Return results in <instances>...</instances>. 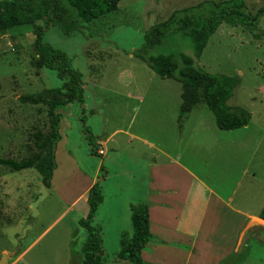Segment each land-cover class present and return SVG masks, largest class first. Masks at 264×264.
Segmentation results:
<instances>
[{
	"label": "rangeland",
	"instance_id": "374dc122",
	"mask_svg": "<svg viewBox=\"0 0 264 264\" xmlns=\"http://www.w3.org/2000/svg\"><path fill=\"white\" fill-rule=\"evenodd\" d=\"M204 1L195 14L209 15L215 10L213 3L223 0H120L116 11L83 23L82 30L70 36L58 26L45 31L43 41L65 52L80 73L84 103L74 102L60 111L63 141L56 145L57 167L35 218L30 203L39 193L42 176L35 168L15 171L0 163V255L13 259L38 239L31 254L37 264H74L73 255L79 258L75 264H81L78 254L86 230L78 222L87 213L83 196L93 181L103 193L92 221L102 235V264H132L116 256L120 235L132 236L131 205L146 201L147 165L155 151L151 146L175 142L177 90H181L179 82L161 78L134 52L152 25L175 10ZM244 2L250 15L264 6V0ZM67 11L68 24L72 14ZM37 26L44 22L0 33V159L19 162L47 152L48 105L22 103L20 96L62 99L48 88L60 87L64 81L54 70L38 65ZM178 52L193 56V44L186 36L169 33L147 56ZM195 63L210 73L238 76L227 104L244 107L251 119L242 128L220 130L207 105H197L180 138L181 161L210 180L222 176L229 182L244 168L257 171L264 180V17L253 32L222 23ZM89 139L96 154L91 153ZM72 233L76 237L71 247ZM31 256L18 264H29ZM245 264H264V248L254 245Z\"/></svg>",
	"mask_w": 264,
	"mask_h": 264
},
{
	"label": "trees",
	"instance_id": "16d2710c",
	"mask_svg": "<svg viewBox=\"0 0 264 264\" xmlns=\"http://www.w3.org/2000/svg\"><path fill=\"white\" fill-rule=\"evenodd\" d=\"M119 1L5 0L0 2V33L11 27L35 25L39 20L44 22L43 27H36L34 41L38 65L40 68L54 70L57 77L64 81L60 87L48 88L49 91L59 93L62 99L45 100L31 94L19 97L22 103L32 105L45 103L48 105L51 134L46 138L49 143L46 154L41 158L38 156L36 159H24L19 162L12 159H0L1 164L15 171L35 168L42 176L41 182L47 189L51 186V179L57 167L55 150L61 139L59 132L60 111L65 110L74 102L82 105L84 94L80 73L72 67L65 52L43 41L44 33L50 26H58L63 34L70 36L74 32L81 31L83 23L116 11ZM244 1L215 2L213 3L215 10L209 15L194 13L205 1L195 6L175 10L165 21L152 25L145 32L144 42L134 52V55L145 62L161 78H170L181 83L180 117L189 112L193 105L203 102L212 112L215 124L221 130L238 129L249 123L251 114L244 107H231L227 104L239 82L238 76L210 73L195 63V60L201 57L210 37L222 23L232 27L240 26L250 32L254 31L259 19L264 17V6L260 7L254 15H250L246 11ZM67 10H70L72 14V20L68 24ZM169 33L188 37L193 44V56L183 52L147 56L148 50L159 44L161 39ZM84 133L90 135L86 128H84ZM88 142L91 145V153L96 154V146L90 139ZM86 199L87 214L78 222L79 226L86 230V239L78 255L81 264H102L104 258L102 235L100 229L92 225L97 208L103 202V193L98 182L89 188ZM147 210L148 204L145 202L131 205L133 234L130 238L124 233L120 235V249L116 254L118 259L132 264H145L141 257V250L153 239V235L149 231ZM259 217L264 219V206ZM75 237V233H72L71 247ZM75 259L79 260L78 256L73 255L74 264Z\"/></svg>",
	"mask_w": 264,
	"mask_h": 264
},
{
	"label": "crops",
	"instance_id": "0c3cea01",
	"mask_svg": "<svg viewBox=\"0 0 264 264\" xmlns=\"http://www.w3.org/2000/svg\"><path fill=\"white\" fill-rule=\"evenodd\" d=\"M177 96L175 142L151 146L155 151L147 165L150 177L145 203L153 239L141 250V257L145 264H245L254 245L264 248V219L259 217L264 206V180L247 168L229 182L222 181V176L210 180L181 161L180 138L186 132L185 124L203 102L180 117L181 90ZM62 141L61 135L57 145ZM56 152L57 146L55 159ZM92 184L90 181L86 191ZM38 241L29 243L13 259L7 255L5 264H18L31 256ZM28 259L29 264H37L34 256Z\"/></svg>",
	"mask_w": 264,
	"mask_h": 264
},
{
	"label": "water",
	"instance_id": "95a60500",
	"mask_svg": "<svg viewBox=\"0 0 264 264\" xmlns=\"http://www.w3.org/2000/svg\"><path fill=\"white\" fill-rule=\"evenodd\" d=\"M47 194L48 193H47L46 186L44 185V183H41L37 197L30 203L31 217L35 218L38 215V213H39L38 212V205L40 202H42L45 199ZM25 221L26 220H23L22 222L25 223ZM23 231L25 232L26 229H24ZM6 260H7V254L6 253L1 254L0 264H4L6 262Z\"/></svg>",
	"mask_w": 264,
	"mask_h": 264
}]
</instances>
